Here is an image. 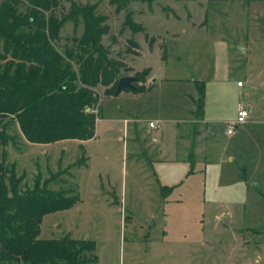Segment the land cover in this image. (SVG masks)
Returning <instances> with one entry per match:
<instances>
[{
    "label": "rangeland",
    "instance_id": "1",
    "mask_svg": "<svg viewBox=\"0 0 264 264\" xmlns=\"http://www.w3.org/2000/svg\"><path fill=\"white\" fill-rule=\"evenodd\" d=\"M73 1L106 19L101 42L123 73L152 77L136 84L144 94L101 89L89 144H30L2 120L0 161L23 177L20 193L54 177L48 189L79 198L44 216L39 238L93 241L95 264H264V0ZM68 11L62 0L54 12ZM242 105L248 123L226 136ZM199 115L195 162L188 132Z\"/></svg>",
    "mask_w": 264,
    "mask_h": 264
},
{
    "label": "trees",
    "instance_id": "2",
    "mask_svg": "<svg viewBox=\"0 0 264 264\" xmlns=\"http://www.w3.org/2000/svg\"><path fill=\"white\" fill-rule=\"evenodd\" d=\"M61 1L0 0V143L7 140L8 121L30 144L93 139V108L102 94H118V80L127 76L122 58L101 42L108 28L95 6L65 0L69 11L57 16ZM70 20L73 33L64 41L60 32ZM149 74L145 69L134 77L143 83ZM138 82L135 92L148 90ZM53 179L37 177L32 190L20 193L23 177L0 161V264L96 263L93 241L39 238L44 216L79 201L76 192L48 189Z\"/></svg>",
    "mask_w": 264,
    "mask_h": 264
},
{
    "label": "crops",
    "instance_id": "3",
    "mask_svg": "<svg viewBox=\"0 0 264 264\" xmlns=\"http://www.w3.org/2000/svg\"><path fill=\"white\" fill-rule=\"evenodd\" d=\"M150 48H151V45L149 46ZM139 50H140V46H139V48H138ZM139 53H140V51H139ZM139 53L136 55V57L139 55ZM117 55V54H116ZM118 56V55H117ZM146 69V68H145ZM217 71V70H216ZM151 77L152 76H149L148 78H147V80H146V85H148V82H149V80L151 79ZM214 79H217V80H220V81H225L226 79H228V75H226L224 72H222V73H217V72H215V76H214ZM159 80H160V78L159 77H157L156 79H155V81H158L159 82ZM163 80H165V79H163ZM196 81V80H195ZM198 81V80H197ZM198 82H202V81H198ZM239 83V82H238ZM237 83V84H238ZM239 87V89H243V88H245V84L243 83V86H238ZM147 88V87H146ZM150 90V88L147 90V91H149ZM147 91H144V92H135V91H132V93H138V94H144V93H146ZM119 94V93H118ZM118 94H115V95H118ZM114 95V96H115ZM113 96V95H112ZM205 108V106L203 107V109ZM238 112V111H237ZM98 116H99V108H98ZM236 117H237V115H236ZM197 120H195V121H192V123H191V125H192V128H190V131L188 132V136H189V138H191L190 140H191V146H190V149H191V151H192V153L191 154H193V155H195L194 157H195V162H196V160H198L199 159V152H201V150L202 149H200V146H201V148H202V143L204 142V141H202V138L204 137L203 135H202V127H201V125L202 124H204L203 123V119H202V117H200V115L198 116V118H196ZM97 120H99V118H97ZM248 123V122H247ZM97 126V121H96V124H95V132H96V127ZM148 128H149V126H148ZM150 130H154V129H151V128H149ZM226 129H228V126H226ZM240 129V128H239ZM226 136H228V134H226ZM230 137V136H229ZM95 136H94V138L93 139H91V140H89V141H85V142H79V141H76V142H78L80 145H85V144H89V143H91L92 141H94L95 140ZM197 153H198V155H197ZM85 154H86V157H87V162H86V167L88 168V162H89V160H90V158L87 156V152H85ZM189 157H190V154L188 155V162L190 161V159H189Z\"/></svg>",
    "mask_w": 264,
    "mask_h": 264
},
{
    "label": "built area",
    "instance_id": "4",
    "mask_svg": "<svg viewBox=\"0 0 264 264\" xmlns=\"http://www.w3.org/2000/svg\"><path fill=\"white\" fill-rule=\"evenodd\" d=\"M238 86H243V82H239ZM250 115H251V110L249 107L243 105L240 106L237 112L236 120L228 124V129H226V134H228V136L230 137L235 135V133L237 132V130H239V128L247 124ZM148 126L149 128L154 130L159 128V125L153 122H150Z\"/></svg>",
    "mask_w": 264,
    "mask_h": 264
},
{
    "label": "water",
    "instance_id": "5",
    "mask_svg": "<svg viewBox=\"0 0 264 264\" xmlns=\"http://www.w3.org/2000/svg\"><path fill=\"white\" fill-rule=\"evenodd\" d=\"M136 82H138V78L133 76H124L119 78L115 93H119L123 90L135 91L136 87L134 83Z\"/></svg>",
    "mask_w": 264,
    "mask_h": 264
}]
</instances>
